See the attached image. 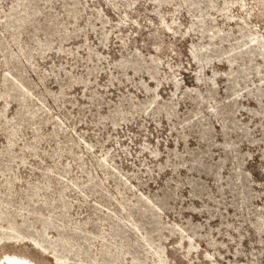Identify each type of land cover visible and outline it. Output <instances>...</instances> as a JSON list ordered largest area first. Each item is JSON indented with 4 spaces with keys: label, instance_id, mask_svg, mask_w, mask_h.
<instances>
[{
    "label": "rangeland",
    "instance_id": "374dc122",
    "mask_svg": "<svg viewBox=\"0 0 264 264\" xmlns=\"http://www.w3.org/2000/svg\"><path fill=\"white\" fill-rule=\"evenodd\" d=\"M0 232L33 264H264V0H0Z\"/></svg>",
    "mask_w": 264,
    "mask_h": 264
},
{
    "label": "bare ground",
    "instance_id": "6f19581e",
    "mask_svg": "<svg viewBox=\"0 0 264 264\" xmlns=\"http://www.w3.org/2000/svg\"><path fill=\"white\" fill-rule=\"evenodd\" d=\"M25 16H26L25 13H22L19 16V19L18 20H21L22 21L25 18ZM18 22H20V21H18ZM202 28H203V26H202ZM204 29L206 30V28H203V30ZM240 46H241V44H240ZM247 47H248L247 45L244 46V48H246V50H250V49H247ZM228 52L229 53L232 52V49H230ZM228 61H232V60L228 58ZM242 71H243V69H242ZM0 264H33V263L30 262L27 258H25L23 256H19V255H16V254H4L1 257V259H0Z\"/></svg>",
    "mask_w": 264,
    "mask_h": 264
}]
</instances>
